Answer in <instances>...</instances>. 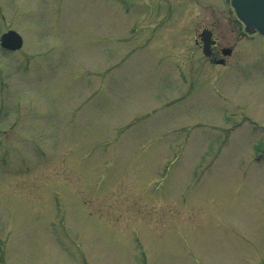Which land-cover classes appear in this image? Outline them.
Wrapping results in <instances>:
<instances>
[{"label":"rangeland","instance_id":"374dc122","mask_svg":"<svg viewBox=\"0 0 264 264\" xmlns=\"http://www.w3.org/2000/svg\"><path fill=\"white\" fill-rule=\"evenodd\" d=\"M8 29L0 264H264V38L222 0H0Z\"/></svg>","mask_w":264,"mask_h":264},{"label":"water","instance_id":"95a60500","mask_svg":"<svg viewBox=\"0 0 264 264\" xmlns=\"http://www.w3.org/2000/svg\"><path fill=\"white\" fill-rule=\"evenodd\" d=\"M237 16L244 24V30L264 33V0H230ZM2 46L17 49L22 44L21 36L15 30H8L1 35Z\"/></svg>","mask_w":264,"mask_h":264},{"label":"flooded vegetation","instance_id":"af4514ba","mask_svg":"<svg viewBox=\"0 0 264 264\" xmlns=\"http://www.w3.org/2000/svg\"><path fill=\"white\" fill-rule=\"evenodd\" d=\"M219 24L216 21H212L209 24L207 23L204 28L208 29L210 31V36L208 37H198V39L195 40L196 44L199 45L201 51L205 44H207V49L209 52V55L205 58L208 62L214 64V65H223L225 66L227 63V58L231 57L234 53L231 46H225L224 42L228 41V34L224 32H220L222 30L218 29ZM255 35V34H253ZM248 35V36H253ZM206 42V43H205ZM226 47H228L229 50H226ZM203 54V51H202Z\"/></svg>","mask_w":264,"mask_h":264}]
</instances>
